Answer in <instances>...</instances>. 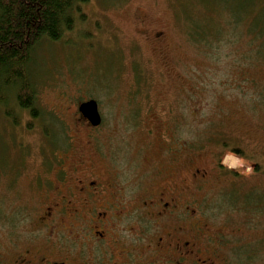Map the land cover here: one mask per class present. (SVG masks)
I'll return each mask as SVG.
<instances>
[{"label":"rangeland","instance_id":"rangeland-1","mask_svg":"<svg viewBox=\"0 0 264 264\" xmlns=\"http://www.w3.org/2000/svg\"><path fill=\"white\" fill-rule=\"evenodd\" d=\"M257 2L261 0H91L72 31L58 42H42L32 55L28 76L43 116L34 120L22 113L20 124L14 126L6 114L13 101L10 108L0 106V258H12L31 239L45 234L37 228L39 205L46 199L31 182L50 171L43 193L54 195L61 157L74 158L76 147L104 164L118 159L122 177L133 185H147L156 173L170 171L180 181L189 176V169L210 170L221 164L227 175L211 170L215 178L222 174V184L214 181L211 191L229 193L222 201L212 200L210 207L217 212L227 204L264 200V101L257 94L264 88V66L243 67L236 39L229 41L247 27L242 22L234 27V18H253L261 11L264 17V7ZM207 29L220 32L218 43L209 35V44L193 39L198 30L210 34ZM240 77L254 79L244 82ZM1 91L7 101V93ZM91 99L102 116L99 127L89 125L79 112V106ZM44 128L56 140L61 132L65 139L52 142L58 150L50 162L44 153ZM172 139L177 141L176 152L169 157L177 160L163 163L165 142ZM225 140L252 165L250 174L221 163L232 149L224 150ZM14 165L23 175L9 194L10 178L4 181L3 169ZM243 219L246 216L230 223L241 232L228 239L229 259L235 262L233 248L239 238L236 264H264V220L246 225ZM220 222L216 219V227Z\"/></svg>","mask_w":264,"mask_h":264},{"label":"flooded vegetation","instance_id":"flooded-vegetation-1","mask_svg":"<svg viewBox=\"0 0 264 264\" xmlns=\"http://www.w3.org/2000/svg\"><path fill=\"white\" fill-rule=\"evenodd\" d=\"M174 142H165L163 163L177 160L169 157L176 152ZM78 150L76 147L74 158L61 157V178L54 195L46 194L48 182L44 178L50 171L35 175L30 186L46 199L39 205L42 214L37 230L45 234L31 239L10 259L2 255L0 264H236V251L242 243L235 240L232 263L228 239L241 231L237 233L230 223H238L235 220L242 216H246L242 220L246 225L264 220V200L227 204L219 212L210 207L214 198L222 201V195L229 193L211 191L214 181L222 184V174L215 178L211 170L227 175L221 164L210 170L189 169V176L180 181L170 171L156 173L147 185H133L122 177L116 166L118 159L111 160L116 164H104ZM21 173L18 165L4 167V181L10 178L9 194ZM216 219L221 220L217 227Z\"/></svg>","mask_w":264,"mask_h":264},{"label":"trees","instance_id":"trees-1","mask_svg":"<svg viewBox=\"0 0 264 264\" xmlns=\"http://www.w3.org/2000/svg\"><path fill=\"white\" fill-rule=\"evenodd\" d=\"M90 1L0 0V91L4 90L8 96L7 101L0 97V106L10 108V100L13 101L12 109L6 114L13 120L14 126L20 124L22 113L28 112L34 120L43 116V110L40 114L35 89L32 87L28 76L34 51L42 42H58L66 32L72 31L77 23L76 20H78L77 16L80 19L85 17L82 7ZM255 4L264 7L263 0ZM262 13L263 11L258 16L255 13L253 18H248L243 14L242 18L233 19V26L236 28L240 22L247 25V27L244 25L246 31H241V35L234 33V38H229L230 42L235 39L237 41L240 50L238 55H241L240 64L243 67L264 66V17H262ZM246 15L252 16V13ZM207 31L210 34L206 35V30L203 32L198 30L196 35L193 33V39H204V44L205 41L209 44L210 42L207 40L209 35V39L214 38V43H218L220 32L216 29L213 32L211 29H207ZM242 43L245 44L244 47L247 45L246 51L241 48ZM244 71L247 73L246 69ZM242 79L240 77V80ZM253 79L246 77L243 81L249 82ZM257 94L264 101V88L259 89ZM43 133L45 142L48 144V151L44 153L49 161L53 156L56 157L54 152L58 150L57 146L52 145V142L58 143L63 134L61 132V137L56 140L50 134L51 131L46 128H44ZM62 139L65 140L64 137ZM225 142L222 146L225 148L224 150L232 147L230 151L237 155L241 154V151L235 148L233 143L231 145L226 140ZM23 157L25 155L21 157V161L24 160Z\"/></svg>","mask_w":264,"mask_h":264},{"label":"clouds","instance_id":"clouds-1","mask_svg":"<svg viewBox=\"0 0 264 264\" xmlns=\"http://www.w3.org/2000/svg\"><path fill=\"white\" fill-rule=\"evenodd\" d=\"M221 163L230 169L239 170L241 174H250L253 171L247 160L230 150L225 152Z\"/></svg>","mask_w":264,"mask_h":264},{"label":"water","instance_id":"water-1","mask_svg":"<svg viewBox=\"0 0 264 264\" xmlns=\"http://www.w3.org/2000/svg\"><path fill=\"white\" fill-rule=\"evenodd\" d=\"M79 112L93 127H99L102 124V116L97 101L91 99L82 103L79 106Z\"/></svg>","mask_w":264,"mask_h":264}]
</instances>
